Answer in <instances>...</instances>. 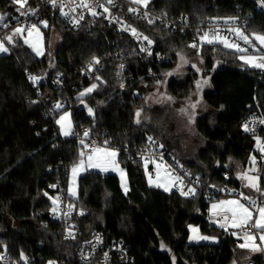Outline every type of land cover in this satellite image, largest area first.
<instances>
[{"label":"trees","instance_id":"obj_1","mask_svg":"<svg viewBox=\"0 0 264 264\" xmlns=\"http://www.w3.org/2000/svg\"><path fill=\"white\" fill-rule=\"evenodd\" d=\"M28 1L32 8L41 3ZM257 2L150 0L148 8L156 15H167L169 19L188 16L190 23L185 33L180 28L173 31L164 23L149 24L125 13L136 30L165 52L170 61L156 68L159 81H154L136 58L125 55L132 78L124 91L114 62L105 63L99 79L83 84L78 83L77 69L94 57H103L111 46L109 41L119 43L120 51L126 54L134 49V40L111 28L102 33L83 27L73 30L62 23L57 10L42 9L41 17L49 24L43 27L46 46L51 28L60 33L53 63H49L47 55L37 57L20 37L11 45L12 51L0 56V247L13 256L28 253L35 264H47L52 259L82 264L76 245L62 242L58 225L49 217L52 195L63 189L81 235L99 232L107 241L123 239L134 264H174L173 258L175 264H244L248 258L263 264V252L254 254L239 247L241 240L224 231L215 244L187 243L189 224L205 231L213 227L208 218L211 201L150 186L144 165L136 159L147 138L154 136L193 175L236 189L241 186L236 168L246 169L252 156L256 157L257 167L260 165L256 140L244 132L243 121L250 114H264V70L249 67L239 59L240 53L219 44L190 47L194 30L207 19L240 16L247 20V34H264V8ZM17 8L19 5L12 0H0L3 22ZM180 52L200 56L210 80V88L203 92L209 111L195 123L202 146L193 155L179 154L171 140L162 135V118L160 122L141 123L135 119L136 111L146 107V94L162 83ZM57 72L65 75V90L52 85V76ZM29 76L36 77L40 85L30 82ZM196 77V72L189 71L181 79L172 78L167 90L182 100L194 89ZM93 83L97 88L81 97L80 93ZM56 100L65 106L53 115L47 114L50 103ZM84 104L93 110L92 115ZM65 111L71 112L76 136L60 133L56 121ZM146 112L153 115L152 110ZM83 126L90 131L86 139L98 136L102 145L108 141V147L119 151V161L126 169L127 191L122 189L117 175L87 171L79 177L78 198H69V170L83 150ZM261 135L264 137V128ZM225 172L229 177L224 176ZM258 173L264 189V166Z\"/></svg>","mask_w":264,"mask_h":264},{"label":"built area","instance_id":"obj_2","mask_svg":"<svg viewBox=\"0 0 264 264\" xmlns=\"http://www.w3.org/2000/svg\"><path fill=\"white\" fill-rule=\"evenodd\" d=\"M27 0V4H28ZM88 2L95 8L97 15L93 16L88 9L78 7L80 0H57V6L53 7L47 0H41V3L35 6L34 8L29 7L28 5L25 8L20 9L16 13L12 14L4 24H7L8 27H3L0 25V39L5 40V37L11 35L13 30L17 27H23L28 29L32 24L38 25L39 22L43 21L41 17L42 9L57 10L62 19V23L73 30L80 28H86L91 32H101L105 28H111L114 31L126 35L132 38L135 42V47L132 52H127L124 54L120 51L119 43L109 41L111 46L107 53L103 57H94L86 62L84 65L78 67V73L80 78L78 80L79 84H83L87 81L96 80L97 77L100 78V74L104 69L106 62H114L116 65V76L120 80L121 91L126 90L127 83L132 78V70L129 67L126 59L123 57L126 55L128 58H136L137 61L142 65L145 70V74L154 78V81H159L158 73L156 68L160 65L168 63L170 61L169 56L160 49L155 48L153 42L148 43V40L143 39L146 35L141 31L136 30V28L128 21L126 14L138 17L141 20H144L149 24L164 23L166 27L170 28L173 31L181 29L180 31L185 33L187 30L188 24L190 23L188 16H181L174 19H169L167 15H156L152 13L148 4H136L132 0H113L112 4H106L105 0H88ZM64 5V12H67L68 15L65 16L60 11V5ZM103 4L104 7L108 8V11H104V7L99 5ZM20 7V6H19ZM35 9V15L30 12L27 15H21V12H27V10ZM129 8L136 9L135 12H129ZM261 8V7H260ZM73 9H75L73 11ZM145 13L147 15H145ZM83 15V19H80V16ZM229 18H236L234 21ZM227 17V18H213L207 19L204 21V24L196 28L195 36L191 39V44L196 43L201 44L199 36L203 35V32L210 31H219V34L226 36L232 42L240 44L242 48H247L246 53L250 54H259L264 55V50L255 51L252 45L245 44L242 40L231 31L232 28L237 27L244 31L246 35V26L247 20L242 17ZM74 20H78L79 23H74ZM182 26V27H180ZM128 30H125V29ZM135 29L138 35H133L131 29ZM251 37V35H249ZM18 37V36H17ZM206 44V43H205ZM253 45H256V41L253 40ZM256 48V47H255ZM145 49V50H141ZM10 51L12 48L10 46ZM98 60L99 63L95 61ZM121 65L123 67L121 68ZM264 70V69H262ZM29 81L35 83L36 86H39L40 83L30 79ZM52 85L55 88L65 90V75L62 72H57L52 76ZM139 94L135 91L134 96L137 97ZM59 103L62 105L65 104L61 100H56L50 103L48 107V112L50 115L54 114L55 105ZM59 108V109H61ZM264 114H250L244 121L248 125L249 131L244 132L256 140L255 149L259 151L257 146V139L264 143V137L261 135V131L264 128ZM85 130H89L88 127L83 126L81 128V139L84 140L86 144H89V148H84L85 154L91 152V147L102 145L100 137L95 136L90 139H86L83 135ZM90 132V131H89ZM72 136H76V132L73 131ZM89 136V135H88ZM149 137L152 139L149 140ZM146 140V143L143 147L137 152L136 159L142 162L145 167V161L147 160V169L150 172L156 171V163H161L166 166V171L171 174L173 177H180L182 183L177 181V184L181 185V189L187 191L189 188L195 189V195L189 194L188 196L196 197L200 196L207 201H212L216 197L229 196V195H239L236 191V188L229 186L228 184L215 185L209 182L208 179L201 178L200 176L193 175L191 171L182 166L175 158H173L168 152L166 146L163 142L154 136H149ZM155 161L156 163H153ZM259 161L260 165L257 167L259 170L264 166V158H262V153L259 151ZM257 166V164H256ZM225 177H229V172L224 173ZM58 198V199H57ZM53 200H56V203H53ZM257 205H260L264 202V196L261 193L258 196L254 197ZM248 202V201H246ZM71 203L68 199L64 197V190L60 189L52 195V207L49 211V217L58 225V233L60 234L61 240L64 243L76 245V253L80 263L82 264H134L132 255L129 252V248L123 239H113L107 241L103 234L99 232H94L89 236H82L81 230L78 228L77 224L73 220V208L69 209ZM72 206V205H71ZM56 209L54 212L53 209ZM243 234V231L239 230ZM105 253H107V258H105ZM21 254L25 259L21 258ZM0 264H35L34 257L28 253H20L16 256L11 255L4 247H0ZM264 258V251H263ZM64 264L58 260L52 259L47 262V264ZM246 264H255L252 258L246 260ZM264 264V262H263Z\"/></svg>","mask_w":264,"mask_h":264},{"label":"snow or ice","instance_id":"obj_3","mask_svg":"<svg viewBox=\"0 0 264 264\" xmlns=\"http://www.w3.org/2000/svg\"><path fill=\"white\" fill-rule=\"evenodd\" d=\"M14 4H18L20 7L17 8V11H20V9L25 8L27 5V0H12ZM48 3H50L53 7L57 6V0H47ZM133 3L136 4H144L147 5L148 0H132ZM106 4H112L113 0H105ZM259 5L261 8H264V0H258ZM78 7L88 9L93 16L97 15V12L95 11V8L88 2V0H80V3L77 5ZM100 7H104L103 4L99 5ZM64 5H60V11L63 15L67 16L68 13L64 12ZM75 9H73L74 11ZM35 9L29 8L27 12H21V15H27L29 12L33 15H35ZM104 11L107 12L108 8L104 7ZM136 9L129 8V12H135ZM145 15H147L145 13ZM80 19H83V15L80 16ZM231 20H235L236 18H229ZM4 16L0 15V24H2L3 27H8L7 24L3 23ZM74 23H79L78 20H74ZM44 25V27H48L46 21H41ZM149 23H152V21H149ZM125 30H128L127 28ZM25 31L28 33V38H25V43L29 44V46L32 48V50L36 53V55L40 56L43 55V36L40 32V29L37 27L36 24H32L31 27L28 29H24L23 27H17L13 30L11 35H8L5 37V39L9 43H13V37L16 35H21ZM133 35H138L136 30L133 28L131 29ZM232 32L235 33L237 37H239L240 40H242L245 44L252 45L255 51H261L264 50V34H258L253 33L251 34L252 38H250L249 35H246L243 30L240 28H233L231 29ZM35 34V35H34ZM33 37L34 41L33 42ZM143 39L148 40V37H143ZM199 40L201 44H222L224 48L227 49H235L237 52L245 53L248 51L247 48H242L240 44L236 42H230L226 36H222L219 34V31H212L210 34V31L203 32V35L199 36ZM253 40L258 41L260 48H255V45H253ZM148 43L151 44L152 41L148 40ZM190 47L196 48L197 44L193 43L190 45ZM142 51L145 49H141ZM8 51V48L5 47L4 42L0 40V53H5ZM181 59L183 60V56H181ZM245 64L249 65L253 68H260L264 69V55L259 56H246L242 55L239 57ZM96 63H99L98 60L95 61ZM187 63V61H184ZM123 65H121V68ZM195 67V65H193ZM199 71V69H197ZM171 75V73H169ZM31 80L36 81V77H30ZM99 79V77H97ZM208 81L204 80L202 83L200 81H197V88L202 87V84H207ZM123 87V85H121ZM97 88L96 84H92L90 88L85 89L84 92L80 93V96L83 97L87 93H91L94 89ZM171 99V97H169ZM62 105L57 103L55 105L56 109L61 108ZM192 107H195V105H192ZM181 111H184V109H181ZM88 112L90 115L93 114V110L91 108H88ZM140 112L137 111L136 117L137 123H140L139 120ZM71 114L68 112H65L63 115L60 116V118L56 121L57 124L61 127V132L64 136L73 135L72 131V123H71ZM261 123H264V121H261ZM245 131H249V127L247 124L244 126ZM83 135L87 137L89 135V130H85ZM152 138L149 137V140ZM108 141H104L103 147L101 146H94L91 147V152L87 155V159H84L85 153L82 151L80 153V160L77 164L73 165L71 171H72V177H73V183L75 182V178L78 174V172L81 169L86 168H97L100 171H109L110 169L112 171L119 170L121 172V175L123 177V170L119 169V165L116 161V157L118 155V150L114 148L107 147ZM81 144L84 146V148H89L90 145L86 144L84 140H81ZM257 146L259 148V151L262 153V158H264V143H262L259 139H257ZM251 163L253 165L252 168H250L248 171L242 172L239 175V178L242 180L247 181V183L244 185L245 187L252 188L256 192L261 193L262 196H264V189H261L259 184V176H251L249 175V172H255L257 171L255 168L256 164V157L252 156L250 158ZM153 163H156L153 161ZM162 167H165V165L161 163H156V169H157V177L160 176V169ZM145 168L147 169V160L145 161ZM165 175H167L170 179L180 181L182 183V180L180 177H171V174L166 172ZM149 182L152 183L151 177H149ZM122 186L125 187V190H127L126 184H123ZM157 186H161L157 184ZM169 189L165 187V191H168ZM70 193L72 195H75V192L70 188ZM189 194L195 195V189L189 188L187 191H184L181 189V195L188 196ZM241 198L243 200L248 201V204L242 203L241 199H229V200H220L218 203H213L211 205L210 213L212 217H216V219L213 220V223L218 224L220 228H223L227 230L228 228L238 229L243 231V239L245 240V243L240 244L239 247L245 248L250 247L248 244V241H253L258 238L261 244H264V202H262L260 205H257L256 200L252 199L251 197L245 196L243 193L240 194ZM58 199V198H57ZM53 203H56V200H53ZM72 206L69 205V209L71 210ZM53 211L55 212L56 209L54 208ZM190 230L195 234L198 233V229L192 228V226H189ZM233 236H237L238 232L233 231L231 233ZM190 240H208V239H214L207 236H199V235H193L189 237ZM161 247L164 248L165 245L161 243ZM253 247V250H258V246H256L254 243L251 246ZM107 253H105V258H107ZM3 257H0L2 259ZM21 258L25 259L23 257V254H21ZM174 264H175V258H173ZM51 264V262H50Z\"/></svg>","mask_w":264,"mask_h":264},{"label":"rangeland","instance_id":"obj_4","mask_svg":"<svg viewBox=\"0 0 264 264\" xmlns=\"http://www.w3.org/2000/svg\"><path fill=\"white\" fill-rule=\"evenodd\" d=\"M47 25L49 26L48 23H47ZM37 27L40 29V32L42 33V36H43L42 46H43L44 54L40 55V56L36 55V53L32 50V48L29 46V44H27V45L31 48V50L34 52V54L37 57L41 58V57L47 55L48 59H49V63L52 64L53 63V60H52L53 54L60 44V33L56 28H51L49 45L46 46L44 30H43L44 25L42 23H40L37 25ZM44 28H48V27H44ZM234 28H237V27H234ZM17 36L20 37L23 41H25V38H28V33H27V31H25L21 35L14 36L13 42L15 41ZM250 38H252V36ZM0 40H2L4 42L5 47L8 48L7 52L0 53V56H1V55L7 54L10 52V46L13 43H9L6 39L5 40L0 39ZM228 40L230 42H232L230 39H228ZM33 42H35L34 37H33ZM219 45H221L223 47L222 44H219ZM255 47L260 48L258 41H256ZM230 50L236 51L235 49H230ZM238 53H240V56H242V55L259 56V54H250V53H246V52L245 53L238 52ZM181 56H183V58H184L183 60L181 59ZM184 61H187V63H185ZM193 65H195V67H193ZM251 68H253V67H251ZM197 69H199V71H197ZM189 71H194L197 74L196 81H195V87L186 98H184L182 100H177L167 90V83L172 78L181 79V78L185 77ZM169 73H171V75H169ZM204 80H207L208 83L202 84V87L197 88V81H200L202 83ZM93 84H96V83H93ZM91 85H89L87 88H90ZM87 88H85V89H87ZM209 88H210V80H209L208 74H206L203 59L198 55H190V54H186L184 52H180L177 62L174 64L173 68L165 74V77H164V80L162 81V83L160 85L156 86L154 89L150 90L146 94V96H145V106L146 107L137 110L140 112V116H139L140 123L141 122H150V121L156 122V120H158V122H160L161 120H159V119L162 118V125L164 124V126H165L161 131L162 135L166 136L167 138H169L171 140L172 146L174 147V149H176L178 151L179 154H182V155L191 154V155H193V154L198 153V151L200 150V147L202 146V142L200 141V139L196 133L195 123H196V119L199 116H202L205 112L209 111L208 106L205 104V102L203 100V92ZM85 89L82 92H84ZM169 97H171V99H169ZM192 105H195V107H192ZM84 107L86 108V110L88 112V108H90V107H88L85 104H84ZM147 109L152 110L153 115H147V112H146ZM181 109H184V111H181ZM137 111H136V113H137ZM65 112H68L71 114L70 111H65ZM88 114H89V112H88ZM135 119L137 120L136 114H135ZM71 123H72V131H73L74 127H73L72 118H71ZM58 126H59L60 133L62 134L61 127L59 124H58ZM100 146L103 147L105 145H100ZM109 148H112V147H109ZM114 149H116V148H114ZM82 151L84 152V150H81L80 153ZM87 155L88 154H85V156H84L85 160L87 159ZM80 158L81 157L79 154V159L73 165L77 164L79 162ZM116 161L119 165V169L123 170V177H122L121 172L119 170L112 171L110 169L109 171L105 172V171H100L97 168H86V169H81L78 172L74 183H73V177H72V171H71V169L73 167V165H72L70 167V170H69L68 184H67V195L69 196V198H71V199L78 198L79 177L87 171H97V172L106 173V174L107 173L115 174L120 178L122 189L124 191H127L129 188V184H128V180H127L126 169L123 166V164L119 161V151H118V155L116 157ZM252 167H253V165H252L251 160H250L246 169L241 171V168L240 169L236 168V172H235L236 177L240 181V184H241L240 188L236 189V191L239 193V195L221 196L219 198H216L215 200H212L209 203V207H208V218H209V224L213 227L209 231H205V230L201 229V227L199 225L192 224V223L189 224L188 225V234H187V239H186L187 243H189V244H199V243L215 244V243L219 242L220 235L223 233V231H224V233H230V234L233 231L238 232V235L235 237L241 240L240 244L245 243V240L242 238L243 234L240 233V231L238 229L228 228L227 230H225L223 228H220L218 226V224L213 223V220L216 219V217L211 216L210 209H211V205L213 203H218L220 200L241 199L242 203L248 204V202H246V200H243L241 198V196H240L241 193H243L245 196L251 197L252 199H254V197L258 196L259 192H256L252 188L245 187L244 185L247 183V181L239 178V175L242 172L248 171ZM255 168L257 171L249 172V175L259 176V184H260V174L258 173V169H257L256 164H255ZM166 172H167L166 169L164 167H162L160 169V176L158 178L157 177V169L154 172H150L148 169L145 168V177H146L148 184L150 186L159 188L163 191H165V187H167L169 190L166 192H171L172 190L181 191V185L177 184L178 182L176 180L170 179L167 175H165ZM149 177H151L152 183L149 182ZM171 177H173V176H171ZM123 184H126L127 190H125V187L122 186ZM157 184H159L161 186H157ZM70 188L75 192V195H72L70 193V191H69ZM189 226H192V228L198 229V233L194 234L190 230ZM193 235L207 236V237L214 238V239L190 240L189 237L193 236ZM253 243L256 246H258V250H253V247H251L253 245ZM248 244L250 245V247H245L244 249L250 251L251 253L256 254V253H260V252L264 251V244L260 243L259 238H258V234H257V239L255 240V242L250 240V241H248ZM244 264H246V263H244Z\"/></svg>","mask_w":264,"mask_h":264},{"label":"water","instance_id":"obj_5","mask_svg":"<svg viewBox=\"0 0 264 264\" xmlns=\"http://www.w3.org/2000/svg\"><path fill=\"white\" fill-rule=\"evenodd\" d=\"M258 3V2H257ZM259 4V3H258ZM222 65V63L221 62H219V64H218V67H220ZM228 182H229V180H228Z\"/></svg>","mask_w":264,"mask_h":264}]
</instances>
